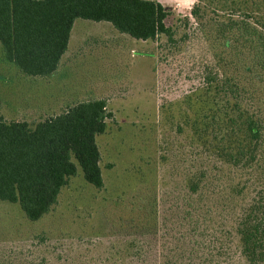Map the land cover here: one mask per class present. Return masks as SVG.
I'll list each match as a JSON object with an SVG mask.
<instances>
[{"label":"rangeland","instance_id":"obj_1","mask_svg":"<svg viewBox=\"0 0 264 264\" xmlns=\"http://www.w3.org/2000/svg\"><path fill=\"white\" fill-rule=\"evenodd\" d=\"M153 1L165 9L170 39L160 34L138 42L106 24L77 19L58 71L46 79L24 76L0 45L6 122L32 126L88 99L106 100L112 114L96 136L102 188L88 184L78 169L56 205L33 223L17 204L0 202V264H129L136 239L150 243L155 258L189 231L187 182L199 169L213 177L219 169L222 179L204 188L208 202L202 193L211 203L208 226L228 217L225 197L232 192L220 183L236 172L222 162L219 132L195 128L193 97L203 86L204 67L213 65V49H220L208 40L212 26L243 19L264 33V0Z\"/></svg>","mask_w":264,"mask_h":264},{"label":"trees","instance_id":"obj_2","mask_svg":"<svg viewBox=\"0 0 264 264\" xmlns=\"http://www.w3.org/2000/svg\"><path fill=\"white\" fill-rule=\"evenodd\" d=\"M166 17L153 0H0V45L24 76L46 79L58 71L75 20L106 21L120 34L148 41L171 38ZM212 29L208 40L220 49H213V65L204 67L203 86L194 93V126L219 132L222 162L236 172L220 183L232 192L225 197L228 217L208 226L211 203L202 193L208 202L204 188L220 171L213 177L199 169L187 182L193 199L183 219L189 231L155 258L150 243L133 240L129 264H236L232 254L242 264H264V33L243 19ZM111 118L104 99L79 101L32 126L0 114V202L17 204L33 223L56 205L78 169L88 184L102 188L96 136Z\"/></svg>","mask_w":264,"mask_h":264},{"label":"crops","instance_id":"obj_3","mask_svg":"<svg viewBox=\"0 0 264 264\" xmlns=\"http://www.w3.org/2000/svg\"><path fill=\"white\" fill-rule=\"evenodd\" d=\"M83 20V19H82ZM86 21H90V20H86ZM91 22H94V23H96V24H106L105 25V27L104 28H106V29H108V28H112L114 31H116L114 28H113V26L111 25V23H109V22H106V21H98V22H95V21H91ZM76 20L74 21V23H73V27H72V29H71V32H70V38H69V42H68V45H67V50H66V52H65V54L67 53V51H68V48H69V46H70V41H71V36H72V31H73V28H74V26L76 25ZM107 26H110V27H107ZM117 32V31H116ZM118 33V32H117ZM120 34V33H119ZM122 35H124V34H122ZM132 39V38H131ZM135 40V39H134ZM138 42H147V41H141V40H138ZM65 54L63 55V57L65 56ZM63 57L61 58V60L63 59ZM60 63H61V61H60ZM59 66H60V64H59ZM1 114V113H0Z\"/></svg>","mask_w":264,"mask_h":264}]
</instances>
